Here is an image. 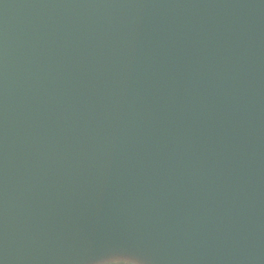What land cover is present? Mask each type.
I'll return each mask as SVG.
<instances>
[{
	"label": "water",
	"instance_id": "water-1",
	"mask_svg": "<svg viewBox=\"0 0 264 264\" xmlns=\"http://www.w3.org/2000/svg\"><path fill=\"white\" fill-rule=\"evenodd\" d=\"M264 264V0H0V264Z\"/></svg>",
	"mask_w": 264,
	"mask_h": 264
},
{
	"label": "snow or ice",
	"instance_id": "snow-or-ice-1",
	"mask_svg": "<svg viewBox=\"0 0 264 264\" xmlns=\"http://www.w3.org/2000/svg\"><path fill=\"white\" fill-rule=\"evenodd\" d=\"M96 264H140V262L133 258L118 255L112 258L99 259Z\"/></svg>",
	"mask_w": 264,
	"mask_h": 264
}]
</instances>
